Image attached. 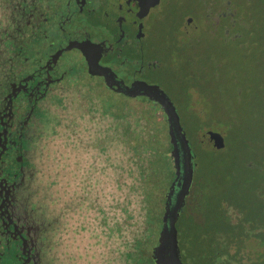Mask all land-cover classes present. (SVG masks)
<instances>
[{"label":"trees","instance_id":"16d2710c","mask_svg":"<svg viewBox=\"0 0 264 264\" xmlns=\"http://www.w3.org/2000/svg\"><path fill=\"white\" fill-rule=\"evenodd\" d=\"M250 1L240 0L244 7ZM237 3L232 0V8ZM37 4L38 0H0V103L4 102L2 81L6 77L30 74L29 66L42 55L47 44V23L55 22V15L41 14ZM257 7H262L258 0ZM255 14V10L244 9L242 34L236 43L223 41L213 27L209 32L202 24L200 30L208 39L199 47L200 37L188 46L178 43V27L184 17L180 14L169 33L164 58L159 59V83L164 82L170 91L166 92L167 96L173 95L175 99L174 107L186 138L189 126L191 131L205 129L208 134L214 132L211 127L222 124L228 139L221 135L224 145L227 142L231 146L237 138L241 142L231 159L226 158L225 150L229 149L224 146L213 150L199 144L210 152V158L204 159L205 154L201 158V152L193 157L192 182L174 224L184 264H264V152L258 154L256 142L247 145V135L235 133L240 124L233 113H224L215 106L203 118L191 108L196 99L194 94L198 98H209L212 90L220 94L227 79L234 83L235 98L242 93L227 66L215 68L223 61L226 65L230 63L228 52L234 48L245 57L251 51L255 57L253 49L264 50V20H258V29ZM213 38L218 43L217 50L213 45L209 47L214 43ZM226 48L229 49L224 56L222 52ZM88 87L87 83L83 84V88ZM89 88L91 94L82 101L78 112H70L73 118L68 127L59 124V120L69 117L61 95L40 98L39 105L33 101L24 105L26 111L39 113L40 118L36 120L37 115L34 118L39 135L47 129L44 137L48 142L62 141L65 149L62 158L48 159L41 154L35 159L31 152L34 149L37 152L36 142L26 144L34 178V186L31 181L29 187L34 195L35 214L45 218L44 223H37L41 254L37 255L35 264L39 261L42 264H160L155 248L166 226V210L170 211L181 182V163L173 156L169 122L161 107L147 98L122 95L121 101L106 100L101 105L99 89ZM45 98L50 102L47 107L41 106ZM37 108L39 112L35 111ZM60 111L65 113L62 118ZM79 120L86 122L83 133L79 130ZM199 123L202 127H197ZM101 129L106 131L104 136ZM81 137L84 141L80 144ZM113 137L117 141L110 139ZM238 147L247 152L240 155ZM92 148L99 153L102 150L101 154L109 159L113 149L120 155L111 215L99 207L89 182L91 174L84 169V156ZM239 194L243 202L238 201Z\"/></svg>","mask_w":264,"mask_h":264},{"label":"flooded vegetation","instance_id":"af4514ba","mask_svg":"<svg viewBox=\"0 0 264 264\" xmlns=\"http://www.w3.org/2000/svg\"><path fill=\"white\" fill-rule=\"evenodd\" d=\"M176 1L179 5V0ZM192 1L196 7L192 8V16L184 15L178 27V43L190 45L198 34L189 37L197 33L202 24L209 32L211 27L216 34L220 32L223 40L228 31L225 24H221V19L227 17L231 21V16L235 12V9L232 11V0ZM37 6L41 14L47 17L55 15V22L47 23L45 39L47 44L43 53L29 66L30 74L20 78L3 77L1 83L3 88L1 99L4 102L0 103V264H35L37 255L41 254L37 241L39 229L36 223L34 195L29 187L34 180L28 164L31 156L25 149L27 143H35V134L31 133L30 125L35 122L37 113L26 111L24 105L32 101L39 105L40 98L59 96L58 91H49V87L56 85L72 71L73 75L66 78L67 81L74 76L72 78L74 84L68 86L70 88L78 86L83 90V84L87 83L86 77L89 76L99 79L118 94L147 98L157 107H159L157 101L137 84L141 82L163 90L159 86V79L154 78L159 71V60L148 57V51H158V45L147 44L152 40L157 22L155 25H149L146 18L159 13V0L157 10L146 14L142 21L120 23L107 13V0H97L95 5L92 0H38ZM72 19L77 22L85 21L91 26L80 30H68L72 28L73 23H70ZM230 21L227 19L228 24ZM75 39L85 43V51L89 58H94L99 66L109 69L111 82L106 83L105 76L101 74L89 73L84 53L75 47L70 49L78 53L81 65L77 68L75 65L65 67V71L55 75L50 73V68L63 52L70 50L65 49L66 46ZM185 39L187 40L184 41ZM95 43H102L103 46L96 44L97 48L93 47ZM58 51L60 52L57 53ZM131 85L134 91L127 92L125 87ZM87 86L92 87L89 83ZM40 108L42 107L39 106ZM35 111L39 112L38 108ZM38 118L39 115L36 116V120ZM38 264H42V261Z\"/></svg>","mask_w":264,"mask_h":264},{"label":"rangeland","instance_id":"374dc122","mask_svg":"<svg viewBox=\"0 0 264 264\" xmlns=\"http://www.w3.org/2000/svg\"><path fill=\"white\" fill-rule=\"evenodd\" d=\"M64 1V0H61ZM236 1V0H235ZM237 5L235 8L237 9L236 14H232L231 16V21L230 18L224 17L221 19V24H225V28L228 31L227 34L223 37V41H226L227 43H236L238 42V39H240V35L242 34L241 29H242V22L244 18V9L246 8L247 11L253 12L255 10L256 12V27L259 29V19L264 20V0H258L260 4L262 3V7H257L256 9V0H251L250 3L244 7V5H241L240 0H237ZM97 0H92L93 5H95ZM177 3L176 0H159V13L158 14H152L150 16H147L146 21L148 20L149 25H155L156 22L157 24L155 25L156 28L153 30V35H152V40L147 42L149 45L152 43L153 45L157 44L158 45V51L154 50H149L148 57L150 59H163L164 58V50L166 45H168V39L170 38V32L173 30V27L175 28L176 26V21L179 18V15H185L189 14L192 16V8H195L196 5L194 4L195 2L192 0H179V5L175 4ZM63 4V3H62ZM259 4V3H258ZM259 6V5H258ZM232 8V11L233 9ZM243 18V20H242ZM227 19L231 22H227ZM70 23H73L71 25L72 28H69L68 30H80L84 29L85 27L91 26L90 23H85V21L72 19ZM155 22V23H154ZM154 23V24H153ZM66 26V24H65ZM69 27V26H68ZM67 27V28H68ZM198 34V35H197ZM217 34L220 36V32H217ZM197 35V36H196ZM196 36L194 39L196 40L197 38L200 37V40L198 42V47L200 46V43L205 42L204 40H207V34L205 32L201 31L198 29V32L195 33L194 35H191L192 38ZM214 39V38H213ZM158 41V43H157ZM210 42V41H208ZM217 42L214 39V43L209 44V47H212L213 49L217 50ZM264 44V41H263ZM230 48V47H229ZM228 48V49H229ZM228 49L226 48L223 50V55H227ZM262 49V45H261ZM254 51V56L253 57V52L251 51L249 55L244 56V53L240 51L238 48H234L228 52V59L230 61L229 64H223V62L220 64V67L215 68V70H220L223 69L227 66L228 70L230 72H233L234 79L236 81L237 87L242 90L241 94L237 98L236 93L237 91L234 90V83H232L229 79H227L223 85V91L218 94L215 90H212L210 94H208L209 98L207 96L205 97H197L196 94L194 104L191 107L194 113L198 112L200 116L203 118L206 117L208 113L211 112L212 107H219L222 110H224V113L226 111H229L233 113L234 119L239 121L240 128L235 131V133L240 136L241 134L247 135L245 138H247V145H250L252 142H256L258 146V154L260 152H264V115H263V110H264V50L260 51V47L258 49H253ZM78 53L73 51L72 49L67 50L63 52L59 60L50 68V73L52 75L58 74L59 72L65 71V67H71L73 65L80 66V61L78 59ZM165 61V60H162ZM161 61V62H162ZM68 72V71H67ZM74 71L71 73L68 72L67 77L72 76ZM159 73L160 71H157V74L154 75V78L156 80L160 79L159 78ZM65 77L63 80L59 81L56 83V85L50 86L49 91L56 92L64 97V103L67 105V111L68 116H66V119L64 120H59L60 126L68 127L69 126V120L70 118H73L71 116L72 111L78 112V109H80V105L82 104L83 100H87L91 94L90 88H83L81 90L80 87L74 86L73 88H70L68 86L73 85L74 82L72 80L73 77L69 78L66 81ZM86 82L91 84L94 89H99V97H100V103L101 105H104L106 100H109L108 102L110 103L112 100H123L124 95L123 94H116L112 91V89L108 88L106 85H104L99 79L93 78V77H86ZM158 82V81H157ZM159 83V82H158ZM76 84V83H75ZM159 86L163 89V91L170 92L166 84L163 82L162 84L159 83ZM236 92V93H235ZM167 94V93H166ZM123 95V96H122ZM170 101L172 102L173 105H175V99L172 97L173 95H168ZM49 101L45 98L44 99V104L41 106L47 107L49 106ZM102 107H99V114L102 115L100 110ZM61 112V118L65 113L63 111ZM71 112V113H70ZM223 113V116L225 114ZM80 114V112H79ZM39 113H37V116ZM43 118V117H41ZM75 120H78L74 118ZM221 119V117H220ZM224 122L229 123L227 120H224ZM86 122L84 120H79L78 121V126L80 133H83V125ZM34 124V123H33ZM30 125L31 133L35 134L38 132L37 136L34 138V142H37L41 136H44L47 134V129H44L43 131H37L36 125ZM87 124H90V122L87 120ZM103 124V123H100ZM203 124L199 123L197 127H202ZM193 126V125H191ZM225 125H214L213 128L214 132H218L219 134L223 135L225 140L227 141V135L224 134L225 130ZM194 128V127H192ZM205 130V129H203ZM203 130H198V132H195L194 130H190V126L188 127L186 131L187 138L191 144V151L192 153L197 154L201 152L200 157L202 158L203 155L205 154L206 160H209L210 155L207 152L208 150H204L200 148L199 144L200 140L202 137L206 135L207 132H204ZM209 131V130H208ZM106 131L101 129V134L103 136L105 135ZM240 134V135H239ZM98 137H100V133L98 132ZM113 141H117V138L113 137L110 138ZM84 141V138H80V144ZM245 141V140H244ZM226 144L224 145V149L227 148L229 150L226 151V158L231 159L232 156L237 152V145H240L241 142H239L238 138L235 143H233L231 146L225 142ZM198 145V146H197ZM27 147V146H26ZM36 147V145H35ZM81 149V146H80ZM118 150L113 149V153L117 152ZM238 151L240 152L239 154H245L247 152L246 149L238 147ZM33 152V153H32ZM31 152V155L36 159V150L34 149ZM29 153V151H28ZM102 153V150H101ZM76 171H78L77 167V160H76ZM77 173V172H76ZM77 175V174H76ZM34 186V180L32 183V187ZM81 192H83V186H81ZM84 194V192H83ZM31 195V194H30ZM84 195H81V198H83ZM240 202L244 201V198L241 194L238 195ZM47 207V202H45V205ZM236 213V212H235ZM237 215H241V213H237ZM242 216V215H241ZM43 215H39L36 217V223L38 222H43L44 223Z\"/></svg>","mask_w":264,"mask_h":264},{"label":"water","instance_id":"95a60500","mask_svg":"<svg viewBox=\"0 0 264 264\" xmlns=\"http://www.w3.org/2000/svg\"><path fill=\"white\" fill-rule=\"evenodd\" d=\"M157 4L158 0H107V13L110 14L112 18H115V21L118 23L121 21L137 22L142 21L146 14L157 10ZM111 12L113 14H111ZM77 39L70 42L65 49H70L71 47L80 49L87 59L88 72L91 74H101L105 76L106 83L111 82L112 76L110 75L109 69L99 66L94 58H89L85 51V43ZM96 44L103 46L102 43H95L93 47H96ZM59 52L60 51L57 53ZM132 85L131 87H125V90L127 92L134 91ZM137 85L142 87L149 96L157 101L164 111L169 122L171 137L174 141L173 156L175 159H180L181 163V182L174 193L173 204L170 211L168 212L166 210V226L163 233L158 238V243L155 248V257L160 264H184L179 255L177 234L174 224L182 209L185 196L188 194L192 182L194 166L192 160L194 155L191 151L190 143L179 123L177 111L168 96L163 90L160 88L157 89L154 85H146L141 82H138ZM200 143L204 147L213 150L223 148L224 146L223 137L216 132H209L206 134L202 137ZM175 167L178 170V162H175Z\"/></svg>","mask_w":264,"mask_h":264},{"label":"clouds","instance_id":"9594fccd","mask_svg":"<svg viewBox=\"0 0 264 264\" xmlns=\"http://www.w3.org/2000/svg\"><path fill=\"white\" fill-rule=\"evenodd\" d=\"M36 148L38 158L41 154L47 156L48 159L62 158L61 154L65 151L62 141L49 143L44 136H41L36 142ZM84 159L86 160L84 169L91 174L89 182L95 190L94 198L97 199L99 207L111 215L109 209L114 203L115 182L119 179V152L112 153L111 159H109V157L99 153L96 148H92L89 149Z\"/></svg>","mask_w":264,"mask_h":264}]
</instances>
